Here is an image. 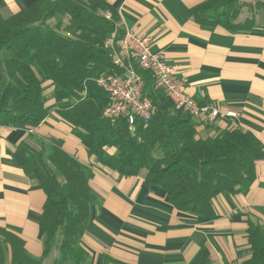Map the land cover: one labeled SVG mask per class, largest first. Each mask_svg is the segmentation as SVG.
Here are the masks:
<instances>
[{
  "label": "trees",
  "instance_id": "1",
  "mask_svg": "<svg viewBox=\"0 0 264 264\" xmlns=\"http://www.w3.org/2000/svg\"><path fill=\"white\" fill-rule=\"evenodd\" d=\"M245 1L205 0L189 15L203 27L219 26L231 33L260 28L264 34V0H251L254 13L238 22ZM102 13H109L110 19ZM256 13L263 15L261 27ZM56 16L77 23L74 38L51 26ZM118 22L116 11L102 0H32L11 16L0 15V126L43 123L48 115L43 84L49 82L56 113L72 126L73 135L98 164L122 177L145 170L143 185L162 190L175 210L212 219L215 197L245 193L252 185L261 144L241 130H221L200 139L199 123L175 109L155 88L152 75L137 66L143 95L151 100L155 114L146 126L138 123L134 129L126 120L103 118L108 98L96 82L119 69L105 47ZM123 34L119 30L115 41ZM16 153L24 174L46 197L39 222L43 251L34 258L19 237L0 230V264H44L52 252L56 257L51 264H88L90 255L81 239L97 201L88 184L91 169L61 148L34 138L20 142ZM246 240L249 256L241 264H264V226L250 223ZM102 264L115 263L104 257ZM195 264H210L206 250Z\"/></svg>",
  "mask_w": 264,
  "mask_h": 264
},
{
  "label": "crops",
  "instance_id": "2",
  "mask_svg": "<svg viewBox=\"0 0 264 264\" xmlns=\"http://www.w3.org/2000/svg\"><path fill=\"white\" fill-rule=\"evenodd\" d=\"M32 0H0V15L11 16ZM119 17L118 29L152 36V52L162 56L185 83V92L201 105L213 104L224 114L199 123L205 140L221 130L252 133L262 157L245 193H223L212 201L215 216L202 219L175 210L165 193L143 185L147 172L122 177L98 164L56 113L52 84L47 85L48 115L37 127L0 126V230L24 242L27 253L42 255L39 226L46 197L22 170L18 144L34 138L53 144L91 169L89 188L97 201L91 207L81 244L89 264L104 257L115 264H195L204 250L210 264H241L249 256L248 225L264 226V34L262 29L231 33L194 22L190 9L205 0H102ZM136 67V65H135ZM111 153L114 150H110ZM51 256V255H50ZM45 264H51L52 256Z\"/></svg>",
  "mask_w": 264,
  "mask_h": 264
},
{
  "label": "built area",
  "instance_id": "3",
  "mask_svg": "<svg viewBox=\"0 0 264 264\" xmlns=\"http://www.w3.org/2000/svg\"><path fill=\"white\" fill-rule=\"evenodd\" d=\"M152 38L125 32L117 41L114 35L105 41V47L109 49L112 61L119 69L112 74L102 75L96 82L108 98V104L102 112L103 118L110 121L126 120L129 128L134 129L138 123L146 126L155 114L151 100L143 95L144 81L134 65L142 71H148L154 78L155 88L164 93L175 109L193 119L209 123L221 114L236 116L232 111L222 113L213 104L201 105L187 95L185 83L175 69L161 55L152 52Z\"/></svg>",
  "mask_w": 264,
  "mask_h": 264
},
{
  "label": "rangeland",
  "instance_id": "4",
  "mask_svg": "<svg viewBox=\"0 0 264 264\" xmlns=\"http://www.w3.org/2000/svg\"><path fill=\"white\" fill-rule=\"evenodd\" d=\"M250 2H251V0H246L244 2V5H243L242 10H241V14H240V16L238 18V22H243L247 17H251V14L254 13L255 9H254V7L252 8V6L249 4ZM247 3L249 4V6L247 5ZM102 15L105 18H107V19H110V17H111V15L109 13H102ZM262 16H263L262 13H256V20H255L256 21V25L259 24V20H260V18ZM50 24H51L52 27L58 29V31L61 34L65 35L67 37L74 38V36L76 35V33H78V29H77L78 28V25H77V23H72L71 24L67 20V18H63L61 16H56L54 19H52L50 21ZM258 27H261V25L259 24ZM257 29H260V28H257ZM257 29H255V30H257ZM255 30H253V31H255ZM118 34H119V29H118V25H117L116 31L113 34H111L110 36L114 35V38L116 39V37L119 36ZM49 84H50L49 82H46V83L43 84V94L44 95H46L45 93L48 90L47 89V85H49ZM51 256H52V259H54V257H56V253L55 252H52L51 253ZM88 264H89V262H88Z\"/></svg>",
  "mask_w": 264,
  "mask_h": 264
}]
</instances>
